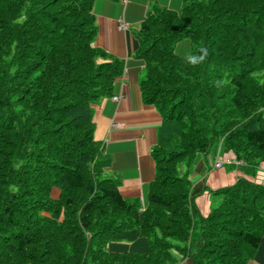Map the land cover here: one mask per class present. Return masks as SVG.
Masks as SVG:
<instances>
[{
  "label": "trees",
  "instance_id": "trees-1",
  "mask_svg": "<svg viewBox=\"0 0 264 264\" xmlns=\"http://www.w3.org/2000/svg\"><path fill=\"white\" fill-rule=\"evenodd\" d=\"M95 1L0 0V264H247L264 185L238 179L204 217L191 177L218 148L251 176L264 162V0L155 5L141 25L142 98L163 118L145 209L123 198L94 138V106L125 70L94 47ZM185 40L203 60L177 53ZM139 239L148 252L109 250Z\"/></svg>",
  "mask_w": 264,
  "mask_h": 264
},
{
  "label": "crops",
  "instance_id": "crops-1",
  "mask_svg": "<svg viewBox=\"0 0 264 264\" xmlns=\"http://www.w3.org/2000/svg\"><path fill=\"white\" fill-rule=\"evenodd\" d=\"M182 3L183 0H96L93 7L98 25L94 47L125 64L123 76L114 84V96L94 106V138L110 160L107 175L119 181L123 198L140 200L144 209L148 206L150 186L155 180L156 163L151 154L163 118L155 106L145 104L142 98L140 84L145 63L136 56L137 34L153 6L181 13ZM120 23H124L127 29L121 30ZM176 49L185 58L190 52V44L183 42ZM114 97L119 100L114 101ZM217 158L216 150L207 156H198L191 177L195 204L204 217L214 208L212 198L215 192L234 185L240 178H252L243 171L242 163L226 164L222 169H216ZM259 169L255 176L257 182L264 185V163ZM59 195L60 191L54 189L52 196L58 198ZM109 250L114 253H146L149 242L139 239L130 244H111ZM182 264H191V261L188 259ZM247 264H264V236Z\"/></svg>",
  "mask_w": 264,
  "mask_h": 264
},
{
  "label": "rangeland",
  "instance_id": "rangeland-1",
  "mask_svg": "<svg viewBox=\"0 0 264 264\" xmlns=\"http://www.w3.org/2000/svg\"><path fill=\"white\" fill-rule=\"evenodd\" d=\"M183 42H188V43H189L188 40H185V41H183ZM183 42H181L179 45H181ZM189 44H190V43H189ZM179 45H178V46H179ZM178 46H177V47H178ZM180 51H182V50L180 49ZM177 52H178V51H177ZM182 53H184V52L182 51ZM189 54H190V52H189ZM189 54H188V56H189ZM216 151H217V155H218V157H222V156L228 157V156H230L231 158H232V157L235 158L234 154H232V153H230V152H229V153H223L222 150H221L220 148H218ZM235 159H236V158H235ZM239 163H243V162H239ZM263 163H264V162H263ZM263 163H261V164L259 165V167L256 169L255 174L258 172V170L260 171L259 168H260V166H261ZM232 164H238V163H232ZM232 164H228V165H232ZM223 167H224V166H223ZM247 168H248V166L244 164L243 171L246 172V174H247L248 177H249V176H251V175H249V174L247 173ZM255 174L252 175V178L250 179V181H252L253 183L259 184V185H263V184L257 182V178H256ZM262 174L264 175V172H263ZM259 176H260V174L258 175V177H259ZM54 196H57V195H54ZM221 201H222V198H221L220 195H215V196H213V198H212L213 207H214V208L217 207ZM189 263H190V262H189Z\"/></svg>",
  "mask_w": 264,
  "mask_h": 264
},
{
  "label": "built area",
  "instance_id": "built-area-1",
  "mask_svg": "<svg viewBox=\"0 0 264 264\" xmlns=\"http://www.w3.org/2000/svg\"><path fill=\"white\" fill-rule=\"evenodd\" d=\"M120 29L121 30H126L127 27H126V25L124 23H120ZM118 100H119V97H114V101H118ZM114 127H116V125ZM232 163H237V162L234 159L222 156V157H218L216 159L214 167L216 169H222L225 164H232Z\"/></svg>",
  "mask_w": 264,
  "mask_h": 264
},
{
  "label": "clouds",
  "instance_id": "clouds-1",
  "mask_svg": "<svg viewBox=\"0 0 264 264\" xmlns=\"http://www.w3.org/2000/svg\"><path fill=\"white\" fill-rule=\"evenodd\" d=\"M201 55L199 57L197 56H186L185 59L189 62V63H197L201 60H203V58L207 55V51L205 49H200Z\"/></svg>",
  "mask_w": 264,
  "mask_h": 264
}]
</instances>
